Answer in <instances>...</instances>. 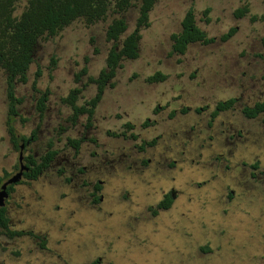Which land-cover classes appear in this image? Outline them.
Listing matches in <instances>:
<instances>
[{
  "label": "rangeland",
  "instance_id": "374dc122",
  "mask_svg": "<svg viewBox=\"0 0 264 264\" xmlns=\"http://www.w3.org/2000/svg\"><path fill=\"white\" fill-rule=\"evenodd\" d=\"M140 5L133 0L124 13L112 6L104 20L78 19L38 40L28 82L15 83L21 103L13 125L19 137L37 130L23 149L24 164L28 156L39 162L49 144L59 154L37 180L23 177L6 206L11 229L43 235L46 246L0 235V264H264V114H242L264 101V0H158L141 28L139 58L123 60L91 120L82 115L74 123L65 99L75 88L82 90L78 106L96 95L89 78L106 69L113 46L107 28L125 19L119 50L137 26ZM26 6L18 3L14 15ZM244 7L248 13L238 18ZM191 8L216 42L173 54L171 36ZM233 27L237 33L222 42ZM158 72L166 79L148 82ZM6 78L0 68V176L11 178L21 150L8 133ZM46 92L41 119L37 102ZM231 98L239 99L234 109L210 125L216 104ZM122 133L127 137L116 136ZM74 139H84L78 152L69 144ZM153 139L155 146L140 150ZM170 192L172 208L153 217L148 208Z\"/></svg>",
  "mask_w": 264,
  "mask_h": 264
},
{
  "label": "trees",
  "instance_id": "16d2710c",
  "mask_svg": "<svg viewBox=\"0 0 264 264\" xmlns=\"http://www.w3.org/2000/svg\"><path fill=\"white\" fill-rule=\"evenodd\" d=\"M23 0H0V68L6 73L7 98L9 103L7 128L11 142L14 148L18 149L19 140L25 144V149L29 142L32 143L37 138V130L32 132L30 137H19L13 125V118L18 116L16 105L21 103V99L15 96L16 81L26 84L28 82V70L34 60L35 48L38 40L43 36H54L59 31L69 26L78 19H84L88 24H94L100 20H104L110 9L116 13L126 12L132 5L133 0H26L27 6L19 17L14 14L16 5ZM158 0H141L140 16L137 20L135 30L127 35L122 41L121 48L117 50L118 42L122 35L128 29V25L123 18L114 19L107 28L106 39L113 42V46L108 52L106 58V69H103L97 78H89L90 83L96 84V95L88 101L87 105L78 106L77 101L80 88L70 91L65 101L73 110L72 121L75 123L82 115H87L90 121L94 112L103 98V94L107 87L114 88L113 79L117 75V71L123 67V60H136L139 58V42L141 40V28L149 26L150 13ZM209 9L204 11L207 16ZM248 13L247 7L236 11V16L242 18ZM209 22L208 19H206ZM237 33V28H231L226 34L220 37L222 42L231 39ZM172 53L184 55L191 44L200 43L210 45L216 42L215 37H208L207 34L196 25L195 13L191 8L187 11L182 20V30L178 34H173ZM87 69L81 71V75L86 74ZM79 75V77L81 76ZM40 76L37 72L36 77ZM79 77L76 79L79 82ZM166 79L165 75L156 73L147 80L150 83L161 82ZM36 88V81L33 83ZM48 101V93H44L37 102V110L40 118H43L46 103ZM238 102L236 98L220 101L216 104L215 109L211 113V122L215 120L220 113L226 112L234 108ZM203 109H196L200 113ZM189 108L182 109V113H188ZM264 113V102L257 103L253 107L245 106L242 114L248 119H255ZM174 113H172L173 117ZM148 122L144 123L147 126ZM125 127L129 130L134 129V125L126 123ZM116 136L127 137L125 133ZM137 135L131 134L130 138L137 140ZM84 139L69 140V144L78 152ZM156 139L143 143L140 150H144L145 146L153 147ZM59 151L52 149V145H48V150L37 162L33 156L26 158L29 171L24 177L29 180H37L46 170H48L54 162ZM146 162V161H145ZM258 163L251 165V168L257 169ZM254 176V174H253ZM9 174L0 176V185ZM14 185L8 187V191H13ZM95 190L100 191V184L95 185ZM99 199H95L98 203ZM175 197L172 192L164 195L163 199L156 205L148 208L153 217H157L160 212L168 211L172 208ZM0 235H6L10 239L29 236L39 241L42 249H45L46 239L43 235L35 234L33 231L12 230L10 227V219L7 214L6 207L0 208ZM202 250L205 251L204 248ZM100 260H95L91 264H100Z\"/></svg>",
  "mask_w": 264,
  "mask_h": 264
},
{
  "label": "water",
  "instance_id": "95a60500",
  "mask_svg": "<svg viewBox=\"0 0 264 264\" xmlns=\"http://www.w3.org/2000/svg\"><path fill=\"white\" fill-rule=\"evenodd\" d=\"M21 150H23V145L21 147ZM24 156L22 151L19 155V162H20V170L18 173H16L14 176L6 180L2 186L0 187V208L4 207L6 205V199L8 198L9 194L7 191V188L9 185L17 184L23 177L24 173L28 171V167L23 162Z\"/></svg>",
  "mask_w": 264,
  "mask_h": 264
},
{
  "label": "flooded vegetation",
  "instance_id": "af4514ba",
  "mask_svg": "<svg viewBox=\"0 0 264 264\" xmlns=\"http://www.w3.org/2000/svg\"><path fill=\"white\" fill-rule=\"evenodd\" d=\"M236 28H237V27H236ZM236 99L239 101L238 98H236ZM262 102H264V101H262ZM262 102H257V103H262ZM237 103H238V102H237ZM237 103H236V104H237ZM257 103H255V104H257ZM236 104H235V106H236ZM255 104H254V105H255ZM254 105H253V106H254ZM235 106H234V107H235ZM253 106H249V107H253ZM244 107H245V106H244ZM244 107H243V108H244ZM243 108H242V109H243ZM156 109H158V108H156ZM200 109H201V108H200ZM233 109H234V108H233ZM262 114H264V113H262ZM219 115H220V114H219ZM260 115H261V114H260ZM260 115H259V116H260ZM257 117H258V116H257ZM247 119H248V118H247ZM255 119H256V118H255ZM249 120H252V119H249ZM146 121L148 122V125H147V126H144V127H149V126H150V121H149V119H147ZM144 123H145V122H144ZM144 123H143V125H144ZM151 125H152V124H151ZM137 136H138V135H137ZM137 140H138V137H137ZM33 142H34V141H33ZM22 145H23V149H25V148H24V147H25V144H22ZM22 145L20 146V150H21ZM27 145H29V142H28ZM21 151H22V153H23V150H21ZM21 151H20V152H21ZM23 162H24V160H23ZM144 163H146V162L144 161ZM25 165H26L28 168H30L27 164H25ZM19 170H20V169H19ZM28 171H29V169H28ZM28 171H27V172H28ZM25 173H26V172H25ZM25 173H24V174H25ZM23 177H24V175H23ZM23 177H22V179H23ZM8 179H9V178H8ZM8 179H7V180H8ZM22 179H21V180H22ZM21 180H20L17 184H13V185H14V186L18 185V184L21 182ZM4 182H5V181H3L2 184H3ZM2 184L0 185V187L2 186ZM100 185H101V184H100ZM9 186H10V185H9ZM9 186H8V187H9ZM7 191H8V188H7ZM13 191H14V189H13ZM13 191H8L9 196L11 195V193H12ZM9 196H8V198H9ZM8 198L6 199V205H7V200H8ZM6 205H5L4 207H6V209H7V206H6ZM4 207H2V208H4ZM23 231H25V230H23Z\"/></svg>",
  "mask_w": 264,
  "mask_h": 264
}]
</instances>
